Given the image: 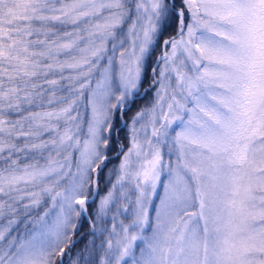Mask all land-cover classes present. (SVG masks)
Returning a JSON list of instances; mask_svg holds the SVG:
<instances>
[{
    "label": "snow or ice",
    "instance_id": "6c2138e0",
    "mask_svg": "<svg viewBox=\"0 0 264 264\" xmlns=\"http://www.w3.org/2000/svg\"><path fill=\"white\" fill-rule=\"evenodd\" d=\"M0 264H264V0H0Z\"/></svg>",
    "mask_w": 264,
    "mask_h": 264
},
{
    "label": "trees",
    "instance_id": "16d2710c",
    "mask_svg": "<svg viewBox=\"0 0 264 264\" xmlns=\"http://www.w3.org/2000/svg\"><path fill=\"white\" fill-rule=\"evenodd\" d=\"M145 87H147V84L145 83ZM150 96V95H149ZM149 96L148 97H145V98H143V99H141V100H138V102H143V101H145V103H149L150 102V100H151V97H150V100H149ZM137 102V103H138ZM135 106V105H134ZM134 106H133V108H134ZM129 115H131V113H129ZM125 132H126V130H125ZM121 135H123V133L121 134ZM111 165V164H110ZM109 165V166H110ZM107 171V170H106ZM102 183H103V177H102ZM87 229V226L85 225V228L84 229H82V231L83 230H86Z\"/></svg>",
    "mask_w": 264,
    "mask_h": 264
},
{
    "label": "rangeland",
    "instance_id": "374dc122",
    "mask_svg": "<svg viewBox=\"0 0 264 264\" xmlns=\"http://www.w3.org/2000/svg\"><path fill=\"white\" fill-rule=\"evenodd\" d=\"M142 90H143V89H142ZM142 90H141V92H142ZM150 97H151V95L149 96V100H150ZM143 104H146L145 101H143V102H138L137 105L134 106L133 110H135L136 107H138V106H140V105H143ZM131 114H132V113H131ZM86 226H87V225H86ZM83 231H84V230H83Z\"/></svg>",
    "mask_w": 264,
    "mask_h": 264
}]
</instances>
